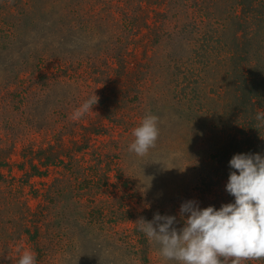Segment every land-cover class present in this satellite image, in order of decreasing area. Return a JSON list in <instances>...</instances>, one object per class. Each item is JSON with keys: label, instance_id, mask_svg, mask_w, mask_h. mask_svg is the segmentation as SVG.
<instances>
[{"label": "rangeland", "instance_id": "obj_1", "mask_svg": "<svg viewBox=\"0 0 264 264\" xmlns=\"http://www.w3.org/2000/svg\"><path fill=\"white\" fill-rule=\"evenodd\" d=\"M259 111L264 0H0V264H177L136 222L234 203L230 160L264 156Z\"/></svg>", "mask_w": 264, "mask_h": 264}, {"label": "clouds", "instance_id": "obj_2", "mask_svg": "<svg viewBox=\"0 0 264 264\" xmlns=\"http://www.w3.org/2000/svg\"><path fill=\"white\" fill-rule=\"evenodd\" d=\"M99 102L94 93L73 114L79 119ZM264 121V111L256 114ZM159 118L147 115L133 129L135 139L128 151L137 157L148 155L157 145L160 135ZM226 191L234 203L201 209L198 202L181 205L184 226L177 229L175 216L154 215L152 221L143 218L136 223L150 241L158 245L165 261L177 264H243L244 261L264 259V156L259 153L236 154L229 162ZM18 264H37L36 254L25 250Z\"/></svg>", "mask_w": 264, "mask_h": 264}, {"label": "trees", "instance_id": "obj_3", "mask_svg": "<svg viewBox=\"0 0 264 264\" xmlns=\"http://www.w3.org/2000/svg\"><path fill=\"white\" fill-rule=\"evenodd\" d=\"M125 68V66H124ZM116 101L115 100H112L108 105H107V110L109 111L108 113L110 112H114L117 110V107L115 105Z\"/></svg>", "mask_w": 264, "mask_h": 264}]
</instances>
